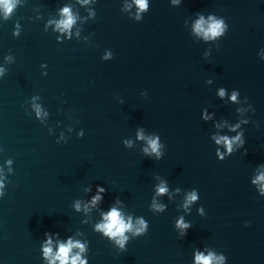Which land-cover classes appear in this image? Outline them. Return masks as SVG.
Listing matches in <instances>:
<instances>
[{"label":"water","instance_id":"1","mask_svg":"<svg viewBox=\"0 0 264 264\" xmlns=\"http://www.w3.org/2000/svg\"><path fill=\"white\" fill-rule=\"evenodd\" d=\"M132 0H18L8 18L0 12V63L8 72L0 78V165L13 158L5 196L0 199V264H42L39 241L44 230L62 234L80 228L89 244V264H191L192 249L205 245L223 251L228 264H264V196L249 177L264 161V0H152L141 21L123 10ZM78 15L73 32L79 36L56 40L46 21L59 16L63 5ZM89 9L94 15H89ZM197 10L225 17L227 33L214 42L191 33ZM20 35L13 36L16 24ZM106 49L113 58L101 60ZM212 50L207 59L202 52ZM5 53L14 60L4 61ZM41 62L48 65L41 75ZM208 77L213 84H205ZM239 88L256 108L250 113L260 122L245 125V155L215 156L209 138L211 121L200 110L211 103L218 116L235 119L234 104L215 95L217 86ZM142 89L148 95L141 96ZM64 95L61 96L60 93ZM49 116L41 124L29 116L28 98ZM120 97L123 98L121 102ZM239 99V97H238ZM30 110V109H29ZM212 110V109H209ZM57 122H60L59 125ZM73 132L66 143L55 142L65 125ZM48 125L54 129L48 133ZM145 134L158 132L166 145L160 160L141 152ZM83 128L78 137L76 129ZM132 138L126 148L122 138ZM165 179L181 192L173 193L168 208L154 213L148 205L153 185ZM87 184H103L104 207L119 195L127 211L149 221L144 236L117 252L111 243L91 230L99 210L89 213L71 208L73 199L85 197ZM196 187L206 215L190 206L188 234L179 239L173 219L180 211L184 190ZM160 199L167 200V195ZM251 220L245 226L243 221Z\"/></svg>","mask_w":264,"mask_h":264},{"label":"clouds","instance_id":"2","mask_svg":"<svg viewBox=\"0 0 264 264\" xmlns=\"http://www.w3.org/2000/svg\"><path fill=\"white\" fill-rule=\"evenodd\" d=\"M91 0H80L81 4L87 5ZM152 0H132V3H126L123 10H130L133 4L136 6L134 13L128 11L127 15L134 21H141L144 14L149 11ZM18 0H0V12L5 18H8L15 8ZM172 4H183L184 0H171ZM89 15H94V10L89 9ZM78 15L73 12L71 5H63L59 9V16L54 17L45 24V30L48 25H52V31L57 32L56 40L63 42L65 39H71L73 35L79 36V29L73 32V25L76 24ZM229 24L225 17L214 12H207L197 10L194 13V18L191 23V33L207 42L212 41L216 48L220 47L221 38L227 33ZM20 25H15L13 36H19ZM212 50L202 52V57L207 59L211 56ZM101 60H111L113 58V51L106 49ZM261 60H264V51L259 55ZM14 57L10 53H5L4 61H13ZM7 63H0V78H3L8 72ZM41 75H47L48 65L46 62H41ZM205 84H213V78L208 77ZM64 95L63 92L60 93ZM141 96H147V89H142ZM215 95L225 105L234 104L233 109L236 114L235 119L230 120L224 116H218L217 112L211 105L207 103L200 110V118L204 122L211 121V128L214 129L209 132V138L215 145V156L218 160H224L233 153L240 152L245 155L248 149L245 146V125L249 121H253L256 128L260 127V122L253 119L250 113H255L256 108L250 102L247 95H241L240 89L233 87L228 88L223 85L217 86ZM239 97V99H238ZM39 94L35 93L28 98V108L25 109L26 114L34 116L41 124L46 123V117L49 116L47 107L38 103ZM121 102L123 98L120 97ZM30 109V110H29ZM212 109V110H209ZM58 125L60 122H57ZM68 130L66 135L64 128H61L59 134L55 136L57 144L68 141V136L73 132L72 125H65ZM84 129H76V135L82 137ZM54 129L48 125V133L52 135ZM136 139L144 140L146 143L141 145V152L149 159L160 160L165 151L166 145L162 141L158 132L145 134L143 125H140L136 131ZM122 144L126 148L133 147L134 141L132 138L123 137ZM4 148L0 147V151ZM13 158L7 157L0 165V199H2L7 191L9 181L8 174H14ZM250 183L255 187L259 196H264V161H261L253 167L249 177ZM108 189L103 184H87L83 187V192L87 194L85 197H77L73 199L71 208L75 212H82L80 223H89V213L94 209L99 210V217L91 221V230L98 233L102 238H106L117 252L127 250L128 242L140 236H144L149 230V221L144 215H133L126 210L125 201L119 195L112 198L107 207L102 206L104 202V193ZM181 192L179 186L171 187L165 179H160L158 183L153 185V192L151 200L148 205L149 209L154 213H163L168 208V201L172 199L173 193ZM167 195V200L160 199ZM200 199L199 190L196 187H191L184 190L182 202L176 204V208L180 211L173 219V228L177 232L179 239H183L188 234V229L192 226V221L186 219L185 213L190 214L192 209L190 206H196L198 215H206L203 204H198ZM245 226L251 224V220L243 221ZM89 240L84 232L77 228L74 231L62 234L60 231L44 230L39 241V251L42 264H89ZM191 264H228V257L223 251H218L214 248L205 245L194 247L192 249Z\"/></svg>","mask_w":264,"mask_h":264}]
</instances>
